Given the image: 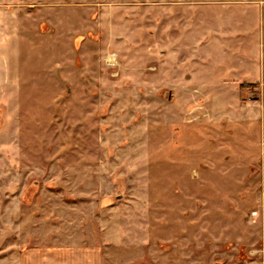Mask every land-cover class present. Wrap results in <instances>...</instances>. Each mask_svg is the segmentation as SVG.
Listing matches in <instances>:
<instances>
[{
	"label": "rangeland",
	"instance_id": "rangeland-1",
	"mask_svg": "<svg viewBox=\"0 0 264 264\" xmlns=\"http://www.w3.org/2000/svg\"><path fill=\"white\" fill-rule=\"evenodd\" d=\"M6 5L47 36L0 91V264L100 236L122 264H264V89L240 87L264 79V1Z\"/></svg>",
	"mask_w": 264,
	"mask_h": 264
},
{
	"label": "crops",
	"instance_id": "crops-1",
	"mask_svg": "<svg viewBox=\"0 0 264 264\" xmlns=\"http://www.w3.org/2000/svg\"><path fill=\"white\" fill-rule=\"evenodd\" d=\"M6 6L8 9L6 10L0 9V91L1 92H3V90L15 86L21 80L22 78L21 74L22 75L25 74L24 76L27 77L26 72L28 71V69L26 67L24 69L22 68L23 54H22L21 46L26 49L28 41L31 43V41H34V38H40L41 37L40 35H42V37L47 36L44 34V32L40 33L38 36L34 35L31 29H29L28 25H23L20 23V19L18 20L17 15H14L15 13L12 12L11 10L12 7L10 5H6ZM51 35L50 36L52 38L55 37L53 33H51ZM238 41L239 42L236 43L235 47H238V45H240L241 41L240 40ZM30 45H32V43ZM243 46L244 48L246 47L244 43ZM51 49L52 51L54 50L53 46L51 47ZM7 50L8 53H6ZM9 54H11L12 56L11 62L9 59L7 60V56ZM71 55L72 53H70V56ZM59 57H60V50L59 48H57V54H55V56L52 57L54 67L57 68L56 70H59V67L62 68L64 70L65 80L73 81V76H74L73 71L70 70L67 71L66 69H64L63 63L60 61ZM105 64L107 63L105 62ZM247 78L248 77L233 76L230 80H232V82H235L237 84V82L241 83L248 81ZM248 83L257 84L255 88L259 87L261 89H264V79L260 80L259 82L260 84L257 83V81L255 83H250V82ZM261 105L262 106L260 107V110L263 114H260L259 115L260 118L257 119L262 122L261 124H263L264 127V99L261 102ZM263 137H264V133H263ZM263 153H264V149H263ZM243 195L245 194L243 193ZM247 223L250 225L247 226L244 230L246 232H249V235L251 237L252 242L250 243L252 244H250V248L253 251H257L258 258H260L261 261L262 260L264 261V214L260 221L261 226L255 225V227L251 230V225L253 224V222L250 220ZM202 230L204 231V229ZM104 231L109 232L107 230H102V229L99 230L101 234H103ZM258 231H259L260 240H257L256 237L252 238L253 234H257ZM94 232L96 231L92 229L91 233ZM114 232L116 233L115 241L117 239H121V236L119 234L122 233L123 231L121 229L119 230V228H116ZM128 232H134V231L128 230ZM132 238L133 237H130V239ZM100 239L101 240L99 242L90 241L89 244H86L84 246H72L67 248L53 247L50 249L42 250L40 256L38 255L40 251H37L35 257L28 259L26 264H122L119 263V256L122 253L121 251H119L121 245L120 241L114 243V245H117L118 243L119 247H115V248L112 247L113 243L110 246L108 245L109 248L115 249V250L113 249L109 250V248H107L106 246L107 240L103 241L101 236ZM135 252H138V250H135L131 253H135ZM151 252H152L151 253L152 262L149 264H159V262H156V256H155L156 254L153 248ZM115 257L117 259H115ZM165 264H169V263H165Z\"/></svg>",
	"mask_w": 264,
	"mask_h": 264
},
{
	"label": "trees",
	"instance_id": "trees-1",
	"mask_svg": "<svg viewBox=\"0 0 264 264\" xmlns=\"http://www.w3.org/2000/svg\"><path fill=\"white\" fill-rule=\"evenodd\" d=\"M241 88H250V87H255L254 85H252V84H242L241 86H240Z\"/></svg>",
	"mask_w": 264,
	"mask_h": 264
}]
</instances>
